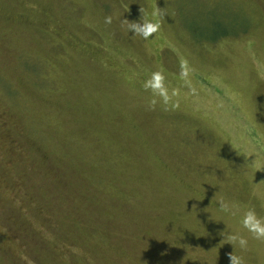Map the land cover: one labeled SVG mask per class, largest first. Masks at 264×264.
<instances>
[{"label":"rangeland","instance_id":"1","mask_svg":"<svg viewBox=\"0 0 264 264\" xmlns=\"http://www.w3.org/2000/svg\"><path fill=\"white\" fill-rule=\"evenodd\" d=\"M155 71L175 107L149 106ZM249 209L264 0H0V264H264Z\"/></svg>","mask_w":264,"mask_h":264},{"label":"clouds","instance_id":"2","mask_svg":"<svg viewBox=\"0 0 264 264\" xmlns=\"http://www.w3.org/2000/svg\"><path fill=\"white\" fill-rule=\"evenodd\" d=\"M106 23H111V17H106ZM161 26L160 19L158 18L157 13L152 14V18L148 19L145 17L142 23H131L128 25L130 30H134V33L142 36L145 40L152 36L153 33H156ZM189 73L187 70V61H183L181 64V73L180 79L183 81L184 85L189 88L192 93L196 92V88L192 86L191 81L188 79ZM143 88L146 91L152 93L153 99L150 101L149 106L154 107L157 103L156 98L159 97L160 102L163 105L168 106L172 105L173 107L176 104L173 102L172 97L177 95L176 90H172L171 94L169 93V89L165 84V76L162 71L152 72L150 77L147 78L143 83ZM220 208L223 212L234 214L230 207L221 203ZM240 224L244 229H246L249 233L252 234L253 238L256 240H264V217L258 216L254 209H249L243 215L240 220ZM231 241H238L239 246L244 249L248 245V240L243 236L231 235L229 237ZM230 264H241V260L239 257L234 256L232 253H229Z\"/></svg>","mask_w":264,"mask_h":264}]
</instances>
